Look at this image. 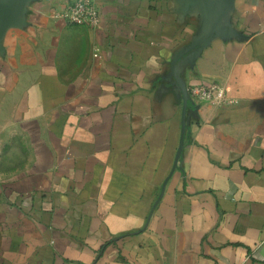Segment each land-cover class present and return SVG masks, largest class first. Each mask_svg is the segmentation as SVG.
<instances>
[{"label":"crops","instance_id":"crops-1","mask_svg":"<svg viewBox=\"0 0 264 264\" xmlns=\"http://www.w3.org/2000/svg\"><path fill=\"white\" fill-rule=\"evenodd\" d=\"M73 1L0 40V264H264V0Z\"/></svg>","mask_w":264,"mask_h":264},{"label":"built area","instance_id":"built-area-1","mask_svg":"<svg viewBox=\"0 0 264 264\" xmlns=\"http://www.w3.org/2000/svg\"><path fill=\"white\" fill-rule=\"evenodd\" d=\"M54 15L73 25H87L92 28H98L101 25L100 10L92 0H74L64 10L57 11ZM98 55V52L94 53V56ZM188 92L195 101L215 106L235 102L228 97L227 86L220 82L194 84L188 88Z\"/></svg>","mask_w":264,"mask_h":264},{"label":"water","instance_id":"water-1","mask_svg":"<svg viewBox=\"0 0 264 264\" xmlns=\"http://www.w3.org/2000/svg\"><path fill=\"white\" fill-rule=\"evenodd\" d=\"M28 0H17L16 4L11 8V12L9 14V16L7 17V19L2 23V25L0 26V40L2 39L3 35L5 34L6 30L12 26L13 24L16 23L17 19L20 18L21 14L23 13L25 6L27 4ZM219 20L218 19L216 21V25H215V29L217 28V25L219 24ZM214 30H211L208 34H206L204 37H202L201 39H199L196 44H194V46L196 45H200L202 44L205 40H207L211 35H213ZM184 92H185V109L187 107V100L191 97L189 92H188V87H184Z\"/></svg>","mask_w":264,"mask_h":264}]
</instances>
